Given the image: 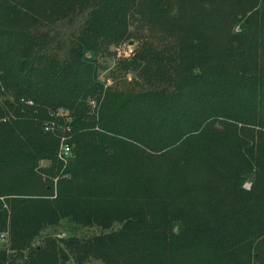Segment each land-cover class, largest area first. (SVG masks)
<instances>
[{"label": "trees", "instance_id": "1", "mask_svg": "<svg viewBox=\"0 0 264 264\" xmlns=\"http://www.w3.org/2000/svg\"><path fill=\"white\" fill-rule=\"evenodd\" d=\"M0 241V264H264V0H0Z\"/></svg>", "mask_w": 264, "mask_h": 264}, {"label": "built area", "instance_id": "2", "mask_svg": "<svg viewBox=\"0 0 264 264\" xmlns=\"http://www.w3.org/2000/svg\"><path fill=\"white\" fill-rule=\"evenodd\" d=\"M119 54L134 55L135 48L132 43L127 44V49L124 52L120 51ZM25 101V99H22ZM28 104H34L33 100L26 101ZM92 105L96 103L92 101ZM6 120V118L4 119ZM75 115L73 111L65 106H59L54 111H51L50 117L44 122L45 131L59 133V148L57 157L60 161L67 163L73 154V122ZM57 179H55L56 181Z\"/></svg>", "mask_w": 264, "mask_h": 264}, {"label": "rangeland", "instance_id": "3", "mask_svg": "<svg viewBox=\"0 0 264 264\" xmlns=\"http://www.w3.org/2000/svg\"><path fill=\"white\" fill-rule=\"evenodd\" d=\"M77 27V24H72V23H64L63 25L60 26L59 30L62 32H66V33H71V32H75V29ZM131 43V42H129ZM128 42H124L122 43V45H120L118 48H116L117 54L116 57H107V58H103V63H102V68H101V77L102 79H108V83L109 84H113L115 81H119L118 79L121 78H116V76L114 75L115 69L118 67V62L120 61L121 58L123 57H129L128 55H123V54H119L120 51L124 52L125 49H127V44H129ZM115 47H113L112 49H114ZM132 56V55H130ZM134 75L132 73H128L127 74V78L131 79ZM109 77V78H108ZM247 186L250 185L249 182L246 183ZM181 227V225H177V229H179ZM58 233H60V235L65 236L67 235L69 232L67 231H62V230H58ZM87 233L88 231L85 229H80L78 231V233ZM4 237V235H3ZM3 241V240H2ZM1 242V241H0ZM73 264V263H72ZM87 264H104L100 261H91Z\"/></svg>", "mask_w": 264, "mask_h": 264}, {"label": "water", "instance_id": "4", "mask_svg": "<svg viewBox=\"0 0 264 264\" xmlns=\"http://www.w3.org/2000/svg\"><path fill=\"white\" fill-rule=\"evenodd\" d=\"M131 43H133V42L131 41Z\"/></svg>", "mask_w": 264, "mask_h": 264}]
</instances>
